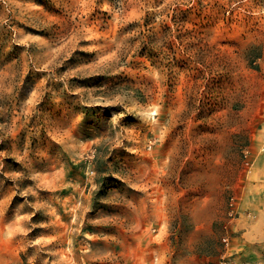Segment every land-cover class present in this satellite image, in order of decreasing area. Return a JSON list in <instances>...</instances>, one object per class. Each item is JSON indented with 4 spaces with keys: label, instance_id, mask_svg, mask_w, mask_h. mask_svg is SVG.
<instances>
[{
    "label": "rangeland",
    "instance_id": "rangeland-1",
    "mask_svg": "<svg viewBox=\"0 0 264 264\" xmlns=\"http://www.w3.org/2000/svg\"><path fill=\"white\" fill-rule=\"evenodd\" d=\"M0 264H264V0H0Z\"/></svg>",
    "mask_w": 264,
    "mask_h": 264
}]
</instances>
